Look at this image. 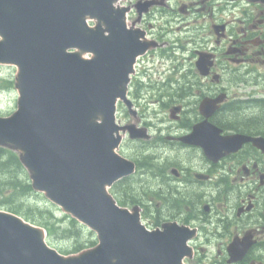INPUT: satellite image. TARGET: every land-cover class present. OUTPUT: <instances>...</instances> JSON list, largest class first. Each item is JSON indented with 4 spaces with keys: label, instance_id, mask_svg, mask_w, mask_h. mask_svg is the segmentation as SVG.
<instances>
[{
    "label": "flooded vegetation",
    "instance_id": "obj_1",
    "mask_svg": "<svg viewBox=\"0 0 264 264\" xmlns=\"http://www.w3.org/2000/svg\"><path fill=\"white\" fill-rule=\"evenodd\" d=\"M122 3L148 49L120 148L153 180L158 223L189 228L186 264H264V0Z\"/></svg>",
    "mask_w": 264,
    "mask_h": 264
},
{
    "label": "water",
    "instance_id": "obj_2",
    "mask_svg": "<svg viewBox=\"0 0 264 264\" xmlns=\"http://www.w3.org/2000/svg\"><path fill=\"white\" fill-rule=\"evenodd\" d=\"M117 1L0 0V63L18 66L20 92L18 109L0 116V145L17 150L33 187L99 239L64 255L42 227L0 209V264H184L189 255L187 227L150 230L138 207L120 206L108 191L135 170L115 151V113L145 50Z\"/></svg>",
    "mask_w": 264,
    "mask_h": 264
},
{
    "label": "trees",
    "instance_id": "obj_3",
    "mask_svg": "<svg viewBox=\"0 0 264 264\" xmlns=\"http://www.w3.org/2000/svg\"><path fill=\"white\" fill-rule=\"evenodd\" d=\"M127 179L118 182L116 187H119L120 191L114 192L122 205L140 204L143 196L148 201L152 200V190L144 188V191L140 192L135 187L132 188L133 182H128ZM32 194L40 196L33 190L19 155L0 147V207L22 214L44 226L51 243L64 253L78 252L96 243L92 231L71 216L60 212L55 206L47 203L46 207H34L27 203Z\"/></svg>",
    "mask_w": 264,
    "mask_h": 264
},
{
    "label": "rangeland",
    "instance_id": "obj_4",
    "mask_svg": "<svg viewBox=\"0 0 264 264\" xmlns=\"http://www.w3.org/2000/svg\"><path fill=\"white\" fill-rule=\"evenodd\" d=\"M16 73H17V68L15 66L0 64V78H4V79L12 81V84H10L9 87L0 89V115H8L12 113L14 110H16L17 108L18 91L14 85ZM27 203L31 204L34 207L36 206L46 207L47 203L49 204L50 201L45 197V195L41 193L40 196L32 194ZM149 217L150 215H148V217L143 216V221L149 227L153 228L151 226L152 223L149 220ZM95 239H96V236H95Z\"/></svg>",
    "mask_w": 264,
    "mask_h": 264
}]
</instances>
